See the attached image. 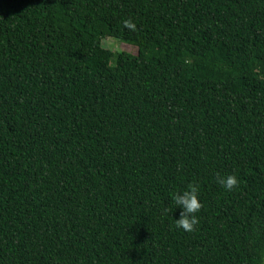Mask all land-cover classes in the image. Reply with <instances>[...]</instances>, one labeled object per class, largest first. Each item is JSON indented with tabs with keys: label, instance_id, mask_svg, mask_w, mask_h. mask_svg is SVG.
Instances as JSON below:
<instances>
[{
	"label": "trees",
	"instance_id": "16d2710c",
	"mask_svg": "<svg viewBox=\"0 0 264 264\" xmlns=\"http://www.w3.org/2000/svg\"><path fill=\"white\" fill-rule=\"evenodd\" d=\"M263 262L264 0H0V264Z\"/></svg>",
	"mask_w": 264,
	"mask_h": 264
},
{
	"label": "clouds",
	"instance_id": "9594fccd",
	"mask_svg": "<svg viewBox=\"0 0 264 264\" xmlns=\"http://www.w3.org/2000/svg\"><path fill=\"white\" fill-rule=\"evenodd\" d=\"M123 26L129 31L137 30V24L131 18L123 20ZM217 183L222 185L225 190L232 191L239 187L240 180L236 174H228L226 176H218ZM199 185L196 182L188 184L183 192L173 194V202L176 207L181 209L179 218L175 220L177 228H181L186 232H194L197 230L200 218L197 215L203 208V204L199 199ZM168 211V209H166Z\"/></svg>",
	"mask_w": 264,
	"mask_h": 264
},
{
	"label": "rangeland",
	"instance_id": "374dc122",
	"mask_svg": "<svg viewBox=\"0 0 264 264\" xmlns=\"http://www.w3.org/2000/svg\"><path fill=\"white\" fill-rule=\"evenodd\" d=\"M102 41L104 45L109 46L115 52L125 50L129 52L137 53L138 51V48L136 45L125 42V41H121L119 39L117 40V38L115 39V37H112V36H105L103 37Z\"/></svg>",
	"mask_w": 264,
	"mask_h": 264
}]
</instances>
